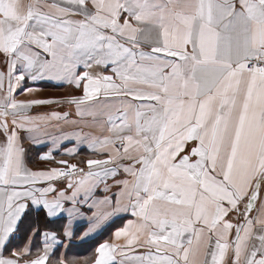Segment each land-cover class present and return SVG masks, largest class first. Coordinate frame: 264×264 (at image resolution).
<instances>
[{
    "label": "snow or ice",
    "instance_id": "6c2138e0",
    "mask_svg": "<svg viewBox=\"0 0 264 264\" xmlns=\"http://www.w3.org/2000/svg\"><path fill=\"white\" fill-rule=\"evenodd\" d=\"M45 80L82 94L17 99ZM43 105L69 111L29 114ZM84 117L107 134L64 132L39 157L57 166H28L21 133L38 146L42 126ZM73 136L104 158L56 160ZM121 171L115 201L89 204ZM85 205L81 241L135 219L84 264H264V0H0V264H77L38 225L64 220L71 241Z\"/></svg>",
    "mask_w": 264,
    "mask_h": 264
},
{
    "label": "crops",
    "instance_id": "0c3cea01",
    "mask_svg": "<svg viewBox=\"0 0 264 264\" xmlns=\"http://www.w3.org/2000/svg\"><path fill=\"white\" fill-rule=\"evenodd\" d=\"M83 71L84 69H79ZM92 71L94 73L103 72L105 74H110V69H105L103 67H93ZM5 82V86H6ZM34 86L39 89V91L33 93L31 96H25L21 94H17V99H45V98H60L67 96L69 94H82V90L75 89L74 87L67 85H58L53 81H40ZM53 111L66 112L69 111L67 105H43V106H34L30 110V115H40V114H50ZM70 120L80 119L75 115L74 109L72 110V114L69 116ZM103 122V117L100 118V123ZM56 122L53 121L51 125L42 126L41 132H47L48 135H42L41 133H33V135L37 136L40 141L43 143L38 146H34L31 141H29L27 137V133H21L25 139L23 143L28 150V166L33 170L54 167L57 166L50 161L41 160L39 157L41 154H46L50 149L53 148V144L51 142L53 137H61L64 132H77L83 134H90V136H101L102 134H107L106 132L102 133V129L100 126L93 124L91 117H84L81 123L76 125H64L61 122L60 127H56ZM76 148L78 149L77 154L74 156L65 155L64 153L69 150ZM56 160L65 159L71 162H78L80 160H86L88 158H104L103 155L98 153H94L88 149L87 141L80 139L77 140L76 137H72L70 140L63 141L59 145V151L53 152ZM84 166V165H82ZM127 178L126 175L121 171L117 174L115 178L109 177L107 178V191L104 190L105 184L100 183L98 189L95 191L92 199L89 201V204L94 201L102 200L104 197H109L113 202L116 199L115 193L120 191V188L116 185L117 180H122ZM127 203V201H123ZM259 207V204H257ZM101 210H110L107 209L106 205H101ZM92 211H96L95 208ZM92 211L88 210V206L85 205L81 208V212L84 213L83 222L79 227H75V236L71 241L65 239L63 236L62 226L66 223L64 220L54 219L51 223L46 220L39 222V227L41 228V232L44 230H54L58 233L59 238L63 240V244L59 246L56 256H53L52 259L55 260L59 256H63L66 260H75L77 264H84V262L91 261L94 256V249L98 243L103 242L104 240L110 239L112 232L116 227H122L128 220H134L135 217L129 213L120 214L119 218H111V220L104 222L101 224L100 228L97 232L93 233L91 238L81 241L80 237L84 231H86L89 227V223L91 222L90 218L92 216ZM255 215V213H253ZM114 221V222H113ZM33 227L37 226L33 222L30 223ZM29 224V225H30ZM29 235V227L24 229H20V231L13 238L11 244L9 245V250L12 248H16L22 246L25 242H27ZM42 239L43 236L36 235L32 241L33 243V252L35 253L38 249L42 247ZM4 255H8V251L4 252Z\"/></svg>",
    "mask_w": 264,
    "mask_h": 264
},
{
    "label": "trees",
    "instance_id": "16d2710c",
    "mask_svg": "<svg viewBox=\"0 0 264 264\" xmlns=\"http://www.w3.org/2000/svg\"><path fill=\"white\" fill-rule=\"evenodd\" d=\"M40 221H43V219L42 220H40ZM33 221L31 220V219H29V220H26L25 221V223H24V225L22 226V229H24V228H26V227H28L29 226V224L30 223H32Z\"/></svg>",
    "mask_w": 264,
    "mask_h": 264
}]
</instances>
